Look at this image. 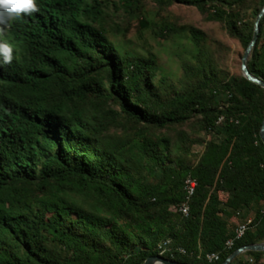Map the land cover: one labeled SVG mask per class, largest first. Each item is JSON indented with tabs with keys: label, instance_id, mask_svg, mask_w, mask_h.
I'll return each instance as SVG.
<instances>
[{
	"label": "trees",
	"instance_id": "1",
	"mask_svg": "<svg viewBox=\"0 0 264 264\" xmlns=\"http://www.w3.org/2000/svg\"><path fill=\"white\" fill-rule=\"evenodd\" d=\"M144 1L36 0L38 11L13 16L8 30L3 17L0 43L15 50L6 64L0 51V264H144L152 256L223 264L264 242V88L221 70L205 55V34L191 28L188 85L164 94L153 79L156 56L117 50L107 27L109 3L140 18ZM154 1L195 7L245 50L264 7L258 1L250 21L243 10L257 0ZM155 32L166 39L177 27ZM248 67L264 81V17ZM197 118L212 138L193 141L204 146L193 154L168 131ZM188 176L198 184L185 217L178 207ZM252 214L246 235L227 249L231 220ZM242 256L232 264H259L264 252Z\"/></svg>",
	"mask_w": 264,
	"mask_h": 264
},
{
	"label": "rangeland",
	"instance_id": "2",
	"mask_svg": "<svg viewBox=\"0 0 264 264\" xmlns=\"http://www.w3.org/2000/svg\"><path fill=\"white\" fill-rule=\"evenodd\" d=\"M258 1L260 0L248 2L243 10L246 17L260 8ZM105 13L107 27L110 30L113 29L110 38L117 50H127L143 57L149 56L150 53L156 56L157 70L153 74V79L156 84L162 87L164 94L174 95L188 85L183 66L187 63H194L195 49L189 30L191 28L198 29L205 34L206 41L203 43V50L207 58L208 55L212 57L224 72L235 76L241 75V60L245 49L239 40L230 36L223 24L208 21L206 16L195 7L173 4L161 8L154 0H145L140 18L130 17L121 12L117 13L111 3ZM143 20L150 23L148 29L141 28L140 22ZM251 20L254 19L251 18ZM164 23H170L177 27V33L169 35L166 39L160 38L155 34V30ZM200 125L201 118H197L187 125L171 129L168 134L174 144L180 145L183 141L185 149L191 147L193 154H200L204 150L203 143L193 144V141H208L212 138L200 131ZM109 136L121 137L122 132L111 130ZM197 160L198 157H192L191 163L195 164ZM74 198L77 201L81 200L77 196ZM226 199L227 195L221 194V200ZM253 218L254 214L243 223H249ZM231 223L233 229L243 224L241 219L236 218H233ZM240 257L244 260L248 259L242 255L238 258ZM249 261L248 264L253 263V260L249 259ZM259 264H264V257Z\"/></svg>",
	"mask_w": 264,
	"mask_h": 264
},
{
	"label": "water",
	"instance_id": "3",
	"mask_svg": "<svg viewBox=\"0 0 264 264\" xmlns=\"http://www.w3.org/2000/svg\"><path fill=\"white\" fill-rule=\"evenodd\" d=\"M263 17H264V7L255 20L254 34H253L252 41L250 42V44L246 48V50L243 54L242 60H241V74H242V76L246 80L257 84V85L261 86L262 88H264V81L251 73V71L248 67V61L252 55L253 50L257 46V43L259 40V35H260V24H261ZM260 136H261V139L264 143V122L262 124ZM249 251L264 252V242L239 248L238 250L233 252L226 259V261L223 264H232L239 256H241L244 253L249 252ZM144 264H183V263H180V262H177L174 260H170V259L164 258L162 256H152V257H149L144 262Z\"/></svg>",
	"mask_w": 264,
	"mask_h": 264
},
{
	"label": "clouds",
	"instance_id": "4",
	"mask_svg": "<svg viewBox=\"0 0 264 264\" xmlns=\"http://www.w3.org/2000/svg\"><path fill=\"white\" fill-rule=\"evenodd\" d=\"M38 11L36 0H0V19L1 39L4 41L7 39L6 30L3 29V17H5V23L7 30L9 29L8 23L13 20V16L31 15ZM6 27V26H5ZM11 50H15L14 45H8L7 43H0V51L4 53L3 63H10L12 57L10 55ZM19 57V55H17Z\"/></svg>",
	"mask_w": 264,
	"mask_h": 264
},
{
	"label": "built area",
	"instance_id": "5",
	"mask_svg": "<svg viewBox=\"0 0 264 264\" xmlns=\"http://www.w3.org/2000/svg\"><path fill=\"white\" fill-rule=\"evenodd\" d=\"M223 121H224V118L221 117L218 119L217 124H221L223 123ZM197 184H198L197 180L193 178L192 176H188L184 181L183 191L185 193V201L178 207V211H184L185 217H189L190 215V202L192 199L190 198V191H196ZM249 224L250 222L239 225V227L236 229V232H235V238L230 239L226 242L227 249H231L234 246L236 239H241L246 235L247 231L249 230ZM168 247L171 248V245H169ZM177 251L179 253L186 254V251L182 248L178 249ZM205 259L209 263H215L219 261L220 255L218 253H207L205 255Z\"/></svg>",
	"mask_w": 264,
	"mask_h": 264
},
{
	"label": "bare ground",
	"instance_id": "6",
	"mask_svg": "<svg viewBox=\"0 0 264 264\" xmlns=\"http://www.w3.org/2000/svg\"><path fill=\"white\" fill-rule=\"evenodd\" d=\"M195 192L196 191H190V198H192L194 195H195ZM181 212V214L183 215V216H185V212L184 211H180ZM160 251H161V254H163L166 250H165V248H161V246H160Z\"/></svg>",
	"mask_w": 264,
	"mask_h": 264
}]
</instances>
